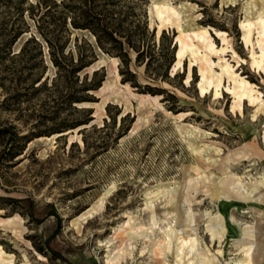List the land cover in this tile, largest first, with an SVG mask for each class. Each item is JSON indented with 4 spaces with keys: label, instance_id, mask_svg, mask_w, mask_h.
Returning <instances> with one entry per match:
<instances>
[{
    "label": "rangeland",
    "instance_id": "1",
    "mask_svg": "<svg viewBox=\"0 0 264 264\" xmlns=\"http://www.w3.org/2000/svg\"><path fill=\"white\" fill-rule=\"evenodd\" d=\"M37 1L0 0V153L7 150L0 161V246L12 264H106L108 252L127 242L119 230L130 216L150 227L151 201L176 189L172 204L158 198L159 211L177 225L169 264H186L189 255L179 260L177 244L196 235L217 255L215 264L244 258L232 215L241 223L256 220L254 262L264 264V194L228 203L213 194V184L231 173L264 174V69L252 64V44L243 35L246 20L264 16V0H122L133 3L120 16L134 44L122 37L123 56L101 47L88 28L46 21L43 28L63 45L60 58L40 33V12L31 6ZM155 2L174 5L197 55L209 53L217 70L221 57L229 61L259 98H237L227 75L220 93L213 85L202 93L200 59L185 53L178 63L180 28L160 21ZM204 28L217 51L192 34ZM257 38L254 29L260 53ZM77 126L82 140L70 139ZM193 177L196 188L188 186ZM250 204L259 205L256 219L242 214ZM189 205L197 224L187 231ZM219 207L227 232L221 242L212 240L200 213ZM134 244L133 257L119 264H160L149 256V240Z\"/></svg>",
    "mask_w": 264,
    "mask_h": 264
},
{
    "label": "bare ground",
    "instance_id": "2",
    "mask_svg": "<svg viewBox=\"0 0 264 264\" xmlns=\"http://www.w3.org/2000/svg\"><path fill=\"white\" fill-rule=\"evenodd\" d=\"M154 5L156 8L157 15L162 23L166 21H171L172 23H175L177 27L180 28V34L178 36L179 50L177 52L178 63L182 61V58L185 55V53H190L193 58L200 59L201 79L199 81V86L202 93L209 90L211 85L215 87L214 90L215 94L220 93L219 88L222 85L224 76L227 75L228 79H231L233 81V85L232 86L228 85L227 89L232 90L237 98L241 100L244 96H247L253 102L254 99L259 98V96L255 95L253 92L255 90L254 86L246 78L237 75L235 70L231 68L232 64L229 61L226 60L223 61L222 60L223 58L220 56L221 60L216 62V64L219 66L220 69L217 70L213 66V60L211 59L209 53H203L197 55L199 49L191 39L190 40L188 39V36L191 35H188V33H186L184 29L181 27L180 24L181 13L174 5L167 2H162V3L155 2ZM254 29H256L259 34V38H257V42L260 46V53H257V51L254 50V44L252 41V33ZM216 33L217 35H220L223 39H226L225 32L223 30L216 29ZM192 34L195 35L202 42H205V45L208 46L210 51L218 50L214 48L215 43L209 37L207 28H204L200 31L193 30ZM243 35L245 40L252 44V50H251L252 64L261 66L264 69V16L261 15L256 20H250V19L246 20L243 23ZM219 50L224 51L225 47H221ZM238 104L240 105L241 101ZM78 128L79 126L72 129L70 139H72L75 136H78V138L82 140L80 138ZM67 131L69 130H66V132ZM58 134L59 132L56 133V135ZM231 174L232 177L229 181H226L225 179H220L219 186L213 184L214 186L213 194L215 197H217L218 200H221L223 203L224 202L228 203L229 201L235 198H239L244 201L245 200L255 201L258 199L261 200L263 198L264 193L262 192L263 190H261L260 187L264 185V174L262 176H255L253 177V179L252 178L246 179V177L243 178L242 176H239L236 173H231ZM198 183H199L198 177H193L190 178L188 186L191 188H196ZM176 191L177 189L174 190V192L168 193L167 199H165L166 198L164 197L165 195L162 194L159 197H157L155 200L151 201V203L149 204V208L151 209L150 219L152 225L150 227H146L141 221L139 222L135 220L131 221L130 219H132V217L130 216L127 222V226L122 227L119 230L120 235L126 238L127 242H125L124 245L117 247L114 251L113 249H111L108 252L106 258V264H119V262L123 260L127 261L128 256L133 257V251L135 246L134 240L141 237L151 242L149 256H154V258L155 257L160 258V264H169L167 256H168V252L172 249L173 236L177 234V225L176 223H171L168 220V218L165 216L166 214L165 211H163L162 213L159 211L158 198H164L167 204H172L175 198ZM185 200L186 201L190 200L188 193L186 194ZM258 206L259 205L257 204H250L249 208L247 207L248 210L242 212V214L248 216V214L251 213L252 216H254V218L256 219V217L261 212L260 210H258ZM194 210L191 205L185 208V214L183 217L184 223L182 229H185L187 231L189 229L195 230L196 228L195 225L197 223H196ZM2 211L3 208H0V212ZM200 213L202 217L206 216L208 218L209 223L207 226L209 231L211 232L212 240L218 238L219 242H221L222 237L225 236V234H227L226 221L222 209L219 207V209L216 212H212L211 210H203ZM12 220L13 217H8L6 221L10 222ZM160 222L166 224L156 226ZM231 222L234 224V226L237 227V234L234 237V243L235 245L240 244L241 250L244 252V258L237 260H230L228 261V264H255L254 252L257 247L256 236L258 232L256 220L252 222L241 223L232 215ZM156 227H158L159 229H156ZM155 231L158 232L159 234L158 237L151 236V234L155 233ZM218 250L221 253H223L222 248H219ZM143 251L144 250H142V252ZM176 252L179 260H183L185 252L189 255L186 264H215V259L219 260L215 253H212V251L209 248L201 245L198 235L189 239L183 237L181 239V244H177ZM194 253H197L195 259L192 258V255ZM9 255L10 254L7 253L2 246H0V264H12V260L9 259ZM40 255L42 256V254Z\"/></svg>",
    "mask_w": 264,
    "mask_h": 264
},
{
    "label": "trees",
    "instance_id": "3",
    "mask_svg": "<svg viewBox=\"0 0 264 264\" xmlns=\"http://www.w3.org/2000/svg\"><path fill=\"white\" fill-rule=\"evenodd\" d=\"M31 6L38 8L40 12L37 20L38 28L50 48L53 49V58L64 56L63 45L54 41L48 31L43 28L42 24L46 21L48 25L65 26L69 20L75 27L88 28L94 32L101 47L113 48L117 55L127 54V50H124L122 37L126 38L129 45L134 46L130 34H123L124 31L121 26L124 19L120 16L125 11L124 6L133 7V3H122V0H38ZM53 44L56 45L57 50L52 47ZM56 62L58 64L57 60ZM17 134L16 131H13L11 139H14ZM6 152L7 150H3L0 153V161Z\"/></svg>",
    "mask_w": 264,
    "mask_h": 264
}]
</instances>
